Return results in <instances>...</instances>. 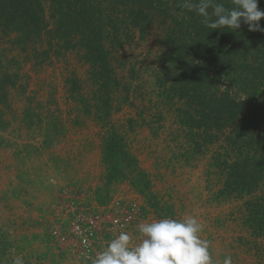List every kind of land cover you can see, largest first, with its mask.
<instances>
[{
  "label": "rangeland",
  "instance_id": "rangeland-1",
  "mask_svg": "<svg viewBox=\"0 0 264 264\" xmlns=\"http://www.w3.org/2000/svg\"><path fill=\"white\" fill-rule=\"evenodd\" d=\"M43 3L47 9V0ZM163 20L153 18L143 39L137 29L120 27V46L111 59L118 85L110 95L112 106L105 122L94 117L96 89L80 52L57 57L51 52L34 67L26 58L33 50L46 48L44 35L26 45L25 51L24 46L11 45L13 35L0 36L1 60L5 64L15 58L9 71L18 75L16 86L8 89L5 126L0 129V264H12L16 258L24 264H86L75 255L60 253L50 235L62 222L63 192L85 204H101L97 198L106 192L109 198L135 201L145 208L146 223L194 216L203 225L201 238L209 242L210 253L215 252L214 262L223 264L230 256L232 264H264V236L254 235L248 227L244 206L262 196L261 190L250 196H219L226 175L212 163L235 158L226 140L231 129L200 153L194 152L193 135L176 115L181 103L166 101L156 86L164 51L160 42L168 25ZM85 101L90 115L83 111ZM257 103L264 108V93ZM109 125L148 176L156 207L146 204L127 182L105 188L102 138ZM207 163L209 181H197L201 192L191 191L186 176Z\"/></svg>",
  "mask_w": 264,
  "mask_h": 264
},
{
  "label": "trees",
  "instance_id": "trees-1",
  "mask_svg": "<svg viewBox=\"0 0 264 264\" xmlns=\"http://www.w3.org/2000/svg\"><path fill=\"white\" fill-rule=\"evenodd\" d=\"M0 0V36L14 38L12 46L35 44L44 35L46 48L26 58L34 67L44 63L50 53L78 51L89 65L95 87L94 117L105 122L111 111V94L118 85L111 65L113 50L120 46V27L134 28L143 39L153 18L162 17L166 34L160 42L155 82L166 101H177L179 124L192 135L193 151L213 143L220 133L231 129L226 138L235 158L214 160L213 167L226 175L220 197L262 196L244 203L246 224L254 235L264 236V108L257 98L264 93V32L239 29H211L194 10L182 8V0ZM233 7L231 0H217ZM258 7L264 10V0ZM211 12V9H209ZM214 19V17H213ZM168 21V22H166ZM264 27V18L259 21ZM126 35V34H125ZM127 36V35H126ZM16 64H5L0 57V129L4 128L3 109L8 89L16 86L18 75L9 71ZM83 111L91 109L84 102ZM108 127V123L104 124ZM102 162L106 167L105 188L127 182L146 204L156 207L146 173L125 148L123 137L109 125L102 138ZM108 193L97 200L102 204ZM147 205V206H148Z\"/></svg>",
  "mask_w": 264,
  "mask_h": 264
},
{
  "label": "clouds",
  "instance_id": "clouds-1",
  "mask_svg": "<svg viewBox=\"0 0 264 264\" xmlns=\"http://www.w3.org/2000/svg\"><path fill=\"white\" fill-rule=\"evenodd\" d=\"M231 4L233 7L229 8L217 0H182L181 7L194 10L203 17L202 23L213 30L221 27L236 30L244 23L249 31L264 32L259 23L264 18L259 0H231ZM202 231L203 225L194 216L140 223L139 243L134 244L132 237L121 231L95 257L93 264H214L209 242L201 238ZM12 264L24 261L16 258ZM223 264H232V258L225 257Z\"/></svg>",
  "mask_w": 264,
  "mask_h": 264
},
{
  "label": "built area",
  "instance_id": "built-area-1",
  "mask_svg": "<svg viewBox=\"0 0 264 264\" xmlns=\"http://www.w3.org/2000/svg\"><path fill=\"white\" fill-rule=\"evenodd\" d=\"M63 194L62 222L50 230L60 253L93 264L95 257L121 231H126L134 244L139 243L138 225L146 223L142 205L117 197H110L103 204H85L67 192Z\"/></svg>",
  "mask_w": 264,
  "mask_h": 264
},
{
  "label": "crops",
  "instance_id": "crops-1",
  "mask_svg": "<svg viewBox=\"0 0 264 264\" xmlns=\"http://www.w3.org/2000/svg\"><path fill=\"white\" fill-rule=\"evenodd\" d=\"M208 165H209V163H207L205 166H203V168L200 167L198 170H196L193 173H191L190 175L186 176L188 184L191 187V189H190L191 191L201 192V189L199 186L200 183H202L201 181L202 180L209 181L207 178V176H209ZM197 181L200 183H198ZM123 187L124 186H121L120 188L122 189ZM205 187L207 188V184ZM203 189H204V185H203ZM211 256L213 257V260H216L215 252H212ZM214 264H218V263H216V261H215ZM220 264H222V263H220Z\"/></svg>",
  "mask_w": 264,
  "mask_h": 264
}]
</instances>
